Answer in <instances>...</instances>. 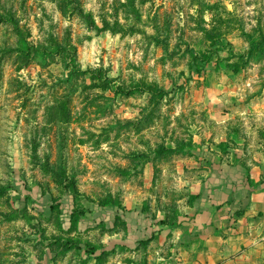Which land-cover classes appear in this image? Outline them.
Here are the masks:
<instances>
[{
  "label": "rangeland",
  "instance_id": "1",
  "mask_svg": "<svg viewBox=\"0 0 264 264\" xmlns=\"http://www.w3.org/2000/svg\"><path fill=\"white\" fill-rule=\"evenodd\" d=\"M258 98L264 0H0V264H153Z\"/></svg>",
  "mask_w": 264,
  "mask_h": 264
},
{
  "label": "crops",
  "instance_id": "2",
  "mask_svg": "<svg viewBox=\"0 0 264 264\" xmlns=\"http://www.w3.org/2000/svg\"><path fill=\"white\" fill-rule=\"evenodd\" d=\"M240 108L234 112L257 122L253 133L259 135L258 140H246L247 130L243 128L235 149L229 150L232 154L211 160L201 182L191 189L192 204L185 216L169 226L158 227L161 232L152 244V255L143 254L145 262L264 264V98ZM248 147L254 150L247 155ZM124 220L129 228L124 242L131 249L138 245L132 237L135 231L140 235L142 228L157 227L139 213Z\"/></svg>",
  "mask_w": 264,
  "mask_h": 264
},
{
  "label": "trees",
  "instance_id": "3",
  "mask_svg": "<svg viewBox=\"0 0 264 264\" xmlns=\"http://www.w3.org/2000/svg\"><path fill=\"white\" fill-rule=\"evenodd\" d=\"M101 76L103 75V72L102 71H97ZM97 72L96 73H94L93 72V74L92 75H94V76H96V74H97ZM90 73V72H89ZM85 74H87V73H85ZM106 81V80H105ZM107 82L109 83L110 82V80H108L107 79ZM142 88V87H141ZM119 91V92H118ZM121 89H118L117 90V93H121ZM142 91H148V92H146V93H151L153 96H155V95H160L161 94V92L160 91H155V90H153V89H146V88H144V89H142ZM124 95H127V96H130L131 95V93L130 92H127L126 94H124ZM162 95H164L163 93H162ZM163 152H165L164 150H163ZM79 213H81V212H79ZM74 216H77V215H79L77 212H74V214H73ZM151 240H148L147 242H143V243H145V244H147V243H149ZM62 247H63V250L65 251V252H68V251H71L73 248H72V246L71 245H69V244H63L62 245ZM95 251V250H94Z\"/></svg>",
  "mask_w": 264,
  "mask_h": 264
}]
</instances>
